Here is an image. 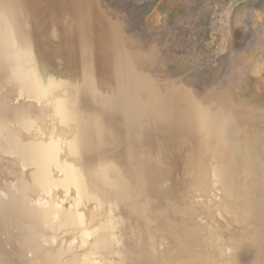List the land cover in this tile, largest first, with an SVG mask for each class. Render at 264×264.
Masks as SVG:
<instances>
[{"label": "rangeland", "instance_id": "374dc122", "mask_svg": "<svg viewBox=\"0 0 264 264\" xmlns=\"http://www.w3.org/2000/svg\"><path fill=\"white\" fill-rule=\"evenodd\" d=\"M3 1L6 2L5 9L10 10L13 17L6 10L0 11V29L2 28L0 32L5 35L0 36V67L4 64L17 65L25 62V65H21L24 69L29 68L32 62L37 66L39 74L47 85L63 82L73 101L80 108L84 110L87 108L85 110L87 113H90L88 111L91 104L92 110L94 108L99 112L104 123H108V116L117 121L120 119L123 127L141 125L147 120L155 119V122L148 127L150 130H155L156 127L155 133L184 130L180 133L184 139L188 134L186 130L191 133L188 139L192 138L193 141L186 143L183 138L176 136V144L172 146L162 143L160 139L155 141L153 131L149 136L154 138H145L146 145L142 149L141 158L145 160L147 167L156 164L162 174L160 183L155 185L157 190L155 192L172 195L167 197L168 200L161 202L158 197H152L151 210L155 213L154 218L150 219L147 233L143 227L144 222L140 223V219L134 216L125 217V208L115 211L114 216H120L124 223L122 236L126 244L135 248L140 243L138 238L147 237L149 233L157 245L155 252L160 256L166 253V249L176 250L174 248L176 244L171 245L176 241L170 235L172 230L179 229L183 233L182 230L191 227L190 229L200 231L205 239L203 243L205 247L202 248L186 244L182 254L186 259L187 256L190 257L188 259L191 264H203L202 260L206 263L213 260L214 264H242L244 261L246 264H262L264 262V180H260L259 176L248 171V168L245 169V174L242 172V179L241 177L237 179L234 176L236 171L227 169L229 168L227 163L232 161L230 160L232 154L222 149L223 143L229 140L234 142L232 146L240 149H246L248 146L252 152L258 149L259 155H263L259 160L264 166V0ZM3 28L9 29V33L4 32ZM22 49L24 50L21 51ZM13 50L17 51V57L22 55L21 58L16 59V55L9 58L8 55ZM17 72H12L8 82L2 83L0 105L2 104L3 109L7 107L8 111L14 108L10 110L14 114L17 113L16 109L17 114L31 109L32 114L37 113V116L36 113L33 115L37 118L38 125H41L39 128L45 129L42 133H46V130L50 131L53 127L56 132L62 133V125L53 122L45 103L38 104L25 97H18L17 91L13 89L15 83L13 84L11 79ZM141 78L148 82L144 81L148 87L142 88V94ZM10 80L12 85L9 83ZM87 83L90 84L87 88L96 90L100 94L96 95L98 98L101 97L102 100L103 97L110 98V102L105 99L102 109L89 94L81 91ZM7 86L12 89L9 90ZM81 102H84V105ZM26 104L34 108L29 107L26 110L24 107L25 110L22 111ZM7 105H10V108ZM19 107H22L20 111ZM38 109L43 112L38 113ZM45 111L48 112L50 120ZM44 118H47L45 124ZM161 126L164 130H161ZM11 127L16 131L17 128L19 129L16 122H12ZM34 133L36 134L32 132L26 135L33 136ZM100 135L103 140L99 138V134L94 137L95 143L100 144H97L99 148L94 144L93 149L91 147L89 151L87 150L90 158L84 153L79 159H83L82 162L86 166L89 159L99 157V160L104 162L112 156L110 152H114L115 162L119 164L121 154L112 142L113 134L106 132ZM197 135L202 138H207V135L213 137L216 142L214 151L211 149L213 146L208 150L196 143L197 147H195L196 144H193ZM257 152L253 155L255 156ZM199 153L202 154V158ZM217 154L219 159L221 156L220 161L222 159L225 161L222 160L221 163L217 159ZM242 154L248 155L246 152ZM206 161L210 164L204 163ZM199 162L202 163L198 165ZM223 164L229 172L223 170ZM181 166H183L182 172ZM173 170L182 178L180 183L184 186V189H181L180 184H175L178 193L173 192L172 181H165V175ZM212 170H219V183L212 177ZM0 173V186H2L13 181L19 175L20 169L12 158L0 154ZM208 173L210 176H207ZM204 176L208 178L206 188L201 180ZM243 179L245 183L241 182ZM229 190L231 192H228ZM240 192L242 196L245 195L244 198L247 196L249 201L247 203L251 205L246 204L253 213L248 208L245 210L242 207L246 198L243 199ZM106 205L108 210L109 206L107 203ZM191 206L196 215L189 219V216L187 218L185 214L182 215L180 210H184L185 207L192 208ZM173 208L176 210L171 212ZM248 213L249 215H244ZM187 220L188 223L191 222L188 226L183 224ZM239 225L243 226L240 228ZM170 228H172L171 232ZM238 234L240 235L237 236ZM246 245L253 247L250 249ZM191 253L195 257L201 254V261L192 258ZM208 254L213 255L214 258ZM237 260H240V263ZM134 264L139 263L136 261Z\"/></svg>", "mask_w": 264, "mask_h": 264}, {"label": "bare ground", "instance_id": "6f19581e", "mask_svg": "<svg viewBox=\"0 0 264 264\" xmlns=\"http://www.w3.org/2000/svg\"><path fill=\"white\" fill-rule=\"evenodd\" d=\"M3 29H5L4 32L9 33V29L7 28H3ZM3 34H4L3 32H0V36L2 35V37H4L5 35ZM6 40L8 39L6 38ZM24 46L25 45H22V47ZM26 49H28V47H26ZM23 50L24 49H22L21 51ZM16 52L17 51L14 50L11 51L10 54L8 55L9 58L12 55H16V59L21 58L22 55L17 57L18 53ZM9 58L8 60H10ZM21 65H25V62H20L17 65L15 63L4 64L3 67H0V75H2L4 77V80L8 82V77L12 75L11 73L18 71L16 74H14L11 77V79L13 80L12 83L13 84L15 83L14 84L15 87L13 89L17 91L16 93L18 97H25L27 98V100L28 99L33 100V102L35 101V103L38 104L45 103V106H48L47 111L49 112L50 117L53 119V122H56L58 125H62L63 131L62 133H58L53 127V129L49 128L50 131L46 130L47 131L46 133H42L44 128L42 130L40 129L41 125L40 126L38 125V120L33 115L36 112L32 114V112L30 111L31 109H29V111L27 110L29 107L32 109L34 108L31 107V105H29L28 107V104H26V106L24 105L23 108L19 107V111L21 110L20 108H22L23 111L24 107L27 110L26 112L24 113L22 112L19 114H17L18 113L17 109L16 111L14 110L15 112H17L16 114H14V112L11 113L10 110L12 111L14 108L11 109L10 105L9 106L7 105L10 108L8 111L5 105L6 109L3 110L4 113H2L0 117V154L2 156L12 158L13 161L18 165L20 169V173L15 177L13 181L0 186V264H134L136 261L139 264H191L190 260L188 259L190 257L187 256L186 259L185 257H183L182 253H184L185 246L187 243L193 245V247L196 248L205 247L203 244L205 242V239L200 231L196 229H190L191 227L182 230L183 233H181L179 229L172 230V233H170V235L174 237L176 241L172 242L171 245L175 243L176 245L174 244L175 245L174 248H176V250L175 249L173 250L172 248H170L172 251L166 249L167 250L165 251L166 253L164 254L162 253L163 255L159 256L155 252L156 249L155 246L157 245L155 244L154 238L151 237L149 233L147 234V237L138 238L140 239V243L135 248H132L131 246L126 244V240L122 236V228H123L122 224L124 223H122L120 216L119 217L114 216L115 211H117L119 208L121 209L125 208L126 209L125 217L134 216L136 219H140V223L144 222L143 227H145L144 229L145 232L146 233L148 232L149 225L151 222L150 219H152V217L154 218L153 215L155 213L154 211L151 210V205L153 200L152 197L154 196H156V198L158 197V199L161 202L167 199V197H170V195L172 194L168 196L163 193H159V191L157 193L155 192L157 191L155 189V185L157 183H160L161 181L160 176L162 174L161 172H159L158 166H155L156 164L149 165L147 167L145 160L141 158L142 149L146 145V143H144L145 138L146 139L149 138L150 137L149 135L153 131L152 135H155V141L156 139H160L162 143L172 146L174 143L176 144V140H175L176 136L178 137L180 136L179 138H183L182 139L183 141L189 143L192 140V138L188 139L190 138L191 133H189V131L186 130L188 134L185 137V139L184 136L180 135V133L183 132L184 130L177 132L165 131V133H159V134L156 131L155 133L154 131L157 129L156 127H154L155 130H150V128H148L152 125V123L155 122V119L147 120L144 124L141 125H136L131 127L128 124H126L129 127L128 126L123 127L122 125L123 123L120 121V119L119 121H117L114 118L110 119L109 118L110 116H108L107 117L108 123H104L99 112L96 109L94 110V108L92 110L91 107L93 106L90 103H86L87 105L90 104L91 106L89 107L90 110L88 111L90 113H87L85 111L87 109L85 107L86 105L84 106L86 108L85 110L83 108H80V106H78V104L73 101L71 97L72 95L69 94V90L67 86L64 85L63 82L62 83L54 82V85L52 84L47 85L46 81H44L43 77L39 74V70L35 64L31 62V66L29 68H24V69L21 68L22 67ZM10 82L11 80L9 81V83ZM6 88H8V86ZM10 95H12V93ZM81 103H83L84 105V102ZM44 110H46V108ZM37 111L38 113L43 112V111H39V109ZM47 111L44 112L45 114L47 113L46 116H48ZM41 116L42 118L44 117L43 114ZM46 119L47 118H44L43 120L44 124ZM48 119L50 120L49 116ZM12 122H16L18 124L19 129L17 128V131L16 129L14 130L11 127ZM45 126L47 127L48 124H46ZM161 130H164L162 126H161ZM108 131L109 133L111 132L113 134L112 142H114V145L118 148V152L120 150L121 162L118 161L119 164H117L115 162L114 152H110L112 156H109V159H106V161L104 160L103 162L102 160H99V157L95 159L91 158L87 161L86 163L87 167H86L82 162L83 159L81 160V158L79 159V157H81L84 153H87V150L89 151L91 147L93 149L94 144L95 146H97L98 143H95V139H96L94 138L95 136L99 134V138H100L101 137L100 133L101 134L103 133L104 135V133L106 134L107 132V134H109ZM32 132H36V134L35 133H34L35 135L32 134L33 136L26 135L27 133H32ZM173 133H175V135ZM150 138H154V137L151 136ZM101 139H99V141ZM196 143H198V145L200 146H203V148L206 147V149L208 150L213 146L211 148L213 149L212 151H214L215 148L214 144L216 145L214 138L213 137L211 138L210 135H207V138H202L199 135H197L195 143L193 145H195ZM232 144H234V142H231V140L223 143L222 150H224V152L228 151L230 152V154H232L231 155L232 157H230V160L232 161L227 163L229 164L228 165L229 168L227 169L229 170L233 169L234 171H236V175L234 176L237 179H239L240 177H241L240 179H242V174H243L242 172H244L245 169L248 168L247 169L248 171L250 172L252 171L251 173H255V175H258L260 180L263 181L264 166L262 165L261 160H259L260 156L263 155L262 154L259 155L260 153L258 149L252 152L249 146L246 149L245 148L240 149L232 146ZM195 147H197V144ZM112 148L111 150H113ZM200 150L199 152L202 153ZM242 152L244 153L246 152V154L248 155H243ZM255 152L257 153L254 156L253 154H255ZM217 153H219V151H217ZM86 155L88 156V153ZM182 155L184 154L182 153ZM205 155H207V153ZM195 157L197 158V156ZM217 157H218L217 159H219V155ZM198 158L200 159V157ZM78 159L81 160L80 162H82V164H80ZM222 160L225 161L224 159ZM201 163L199 162L198 165ZM204 163L208 164L207 161ZM196 164L197 163H195V165ZM182 168L183 166H181L180 168L181 172H182ZM224 169L225 167L223 168V170ZM229 170L227 171L229 172ZM218 171L212 170L211 175L216 180V182L219 183L220 178ZM199 173L201 172H198V174ZM245 173L246 172H244V174ZM208 175L210 176V173H208L207 176ZM165 176H166L165 178L166 182L169 181L173 182V188H174L173 192L178 193V191L175 190V188L177 187L175 185L176 183L181 185L180 187L181 189H184L183 183L182 184L180 183L182 182V178H180L179 175H177L176 171L173 170L172 172H168ZM194 176H196V174ZM194 176L192 179H194ZM234 176L233 178H235ZM221 177L223 178L224 176ZM201 180L203 184H205V188H206L208 185V178L204 176ZM183 181L185 182V179H183ZM244 181L245 180L243 179V181L241 182ZM241 184L242 183H240V185ZM230 190L228 192L232 191ZM242 193L240 196H242ZM59 195H62V197H58ZM243 196L245 195L243 194ZM243 196H242L243 199L247 197L246 196L244 198ZM236 199L239 200L238 198ZM247 202L249 201H247L246 198V202L244 201L242 207L245 210L247 208L248 210H250L251 208H249V206L251 204L249 203L250 204L249 205ZM106 203L109 206L108 210H106L107 207ZM246 203L249 206H247ZM156 204H157V200H156ZM256 206L258 209H260L257 204ZM226 209H230V208H226ZM175 210L173 208L170 211L172 212ZM194 211L195 210L193 207L192 208L185 207L184 210L182 209L180 210L182 215L185 214L184 216L186 217L189 216V219L193 215H196L194 214ZM229 211L230 210H228V212ZM103 213L105 214L104 216L102 215ZM251 213H253V211H251ZM244 215H249V213ZM101 216L103 217L101 218ZM172 216L171 218H173ZM248 217L251 218L250 216ZM243 218H246V216L245 217L243 216ZM183 224L184 225L187 224L186 226H188L191 224V222L188 223L187 220ZM170 226L171 225H169V227ZM172 228H170L169 231ZM239 235L240 234H238L237 236ZM212 242L214 243L216 241H212ZM252 245L251 246L246 245V246H249L251 249L253 247ZM258 245H260V243ZM238 246L241 247V245ZM256 246L257 245H254V247ZM237 252L238 251H235V253ZM193 253H191V257L201 261L202 259L200 256L201 254L200 255L198 254L199 256L195 257ZM205 255L206 254H204V257ZM212 257L214 258L213 255L211 256V258ZM244 260L245 259H243V261ZM202 261L203 264L206 263L204 260ZM239 261L238 263H240ZM245 262L246 261H244V263ZM263 263L264 262H262V264ZM206 264H214V262L212 260V262L210 263L207 262Z\"/></svg>", "mask_w": 264, "mask_h": 264}, {"label": "water", "instance_id": "95a60500", "mask_svg": "<svg viewBox=\"0 0 264 264\" xmlns=\"http://www.w3.org/2000/svg\"><path fill=\"white\" fill-rule=\"evenodd\" d=\"M5 5H6V2L5 1H3V0H0V11L2 12V10L3 11H5L6 10V12L8 11V12H10V16L11 17H13L12 16V12L10 11V10H7V9H5ZM6 8H7V6H6ZM12 19V18H11ZM13 21V20H12ZM144 79L143 78H141V86H140V91H141V94H142V88H146V87H148V85L146 84V83H144ZM4 82H6L5 80H4V77L2 76V75H0V86L2 85V83H4ZM145 82H147V81H145ZM148 83V82H147ZM10 84H12V83H10ZM87 85L89 86L90 84H85L83 87V89H81V91L83 90V91H85L87 94H89L93 99H94V101H96L98 104H99V106H100V108L102 109L103 108V106H104V102H105V99H106V101L107 102H110V98H107V97H103L104 98V100H102V98L101 97H99L98 98V96H96V95H100V94H98L97 92H96V90H93V89H89V88H87ZM78 92V91H77ZM80 92V91H79ZM3 106H1L0 105V117H1V114L2 113H4L3 112Z\"/></svg>", "mask_w": 264, "mask_h": 264}]
</instances>
